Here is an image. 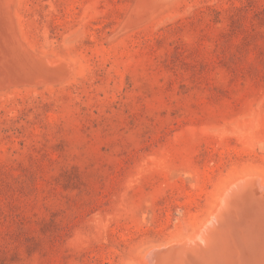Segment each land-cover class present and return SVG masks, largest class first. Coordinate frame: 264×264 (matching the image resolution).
<instances>
[{
	"label": "rangeland",
	"instance_id": "374dc122",
	"mask_svg": "<svg viewBox=\"0 0 264 264\" xmlns=\"http://www.w3.org/2000/svg\"><path fill=\"white\" fill-rule=\"evenodd\" d=\"M256 176L264 0H0V264L176 255Z\"/></svg>",
	"mask_w": 264,
	"mask_h": 264
},
{
	"label": "bare ground",
	"instance_id": "6f19581e",
	"mask_svg": "<svg viewBox=\"0 0 264 264\" xmlns=\"http://www.w3.org/2000/svg\"><path fill=\"white\" fill-rule=\"evenodd\" d=\"M219 200L220 211L209 215L196 234L176 243V255L156 248L141 264H264V180L241 178Z\"/></svg>",
	"mask_w": 264,
	"mask_h": 264
}]
</instances>
